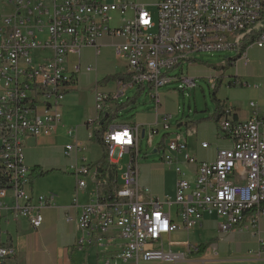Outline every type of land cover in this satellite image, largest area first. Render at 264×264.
<instances>
[{
    "label": "built area",
    "instance_id": "2783aa9c",
    "mask_svg": "<svg viewBox=\"0 0 264 264\" xmlns=\"http://www.w3.org/2000/svg\"><path fill=\"white\" fill-rule=\"evenodd\" d=\"M158 9L155 22L146 5L133 2L0 0V222L25 219L32 229L41 228L42 212L53 204L54 195L33 191L34 173L25 163V141L61 130L72 141L65 146V155L72 159L67 172L76 179L70 207L82 208L79 226L84 237L93 236L98 243L105 240L101 244L106 249L118 237L125 240L114 258L130 264H180L185 254L165 251L163 236L201 226L205 213L218 216L222 232L233 226L252 227L264 247L260 233L264 217V112L255 102L250 103L252 116L245 120H236L234 108L225 107L217 122L218 132L231 139L233 146L220 149L212 162L197 163L182 141L163 142L162 163L173 166L177 174L174 199L154 196L140 185L143 137L138 125H113L104 133L106 172L79 157L83 146L77 140V129L64 123L62 105L77 85L83 48H94L98 56V41L104 34L122 39L113 46L116 57L127 63L125 73L130 81L119 80L112 91H104L96 76L92 93L98 115L109 101L121 100L128 89L140 85L149 87L159 113L162 87L173 81L196 86L194 77H170L167 72L182 67L183 74V67L190 66L198 52L231 51L237 55L239 38L264 15V0H160ZM114 13L126 16L116 27L111 25ZM218 39H227V46H218ZM254 48L264 50V31L241 53L238 60L245 66L250 64L249 52ZM71 55L77 61L70 66ZM142 59H149V68H142ZM85 69L97 75L95 64ZM209 82L215 87L214 77ZM160 117L162 123L150 124L144 136L150 148L161 129L172 128V115ZM92 137L89 127L88 138ZM208 145L202 143L204 148ZM125 155L129 159L122 165ZM194 165L192 184L187 167ZM80 192L89 197L87 203L80 204ZM65 219L73 220L69 214ZM3 234L0 227V264H9L16 251L6 245ZM101 264L118 262L106 257Z\"/></svg>",
    "mask_w": 264,
    "mask_h": 264
},
{
    "label": "crops",
    "instance_id": "0c3cea01",
    "mask_svg": "<svg viewBox=\"0 0 264 264\" xmlns=\"http://www.w3.org/2000/svg\"><path fill=\"white\" fill-rule=\"evenodd\" d=\"M121 40L119 37L104 34L98 41L101 51L98 56H96L95 49L92 47L82 49L80 58L82 71L78 75L77 85L73 92L65 97L62 105L64 123L77 129V140L83 146L81 152L85 153L83 156L92 163L100 160L99 157L89 159V156H94V148L98 146L88 138L89 127L94 130L98 118L92 87L97 76L103 90L112 91L119 80H115L114 85H111L105 79L117 73L126 72L127 63L116 57L113 46ZM233 54V57H235L236 53ZM249 56L250 64L248 66H245L240 60L232 62L236 66V70L234 75H230L228 78V85L231 88L230 98H226L227 100L220 99L224 107L231 106L234 108L236 120H245L252 116L251 102H255L259 111L264 112V50L254 48L250 50ZM68 60L71 66L77 61V57L71 55ZM194 61L193 56L191 65L188 66L190 68L188 72L192 77ZM89 64L97 66V75L85 69ZM149 90L146 85L143 86V90H140L138 86L131 87L121 100L108 102L106 108H114L117 102L126 101L129 97L136 95L139 96L142 92L146 94L147 101L140 109H136V103L134 110H132L135 112L132 118L122 122L118 120L115 125H138L142 131L145 129V133H147L150 124L156 121L159 124L162 123L160 116L168 115L172 93L170 90L163 91L162 106L159 113H157L154 103L151 101ZM132 91L134 92L133 96H129ZM220 117L215 118L214 112L207 119L197 120V124L191 125L190 129H183L184 123L178 122L177 125L171 128L175 130L174 133L161 129L159 134H162V141L165 144L173 140L186 143L187 153L194 156L197 163L212 162L217 158L220 149L233 146L231 139L219 137L217 122ZM186 127L189 126L186 125ZM66 138L71 141L63 131L58 130L52 136L29 138L25 141V163L31 170L34 171L37 168L43 172L56 170L49 176L33 179L32 186L36 194H53L54 201L50 207L43 210L44 222L39 230L32 229L25 219L18 221L10 219L8 223L0 222V227L4 231L3 241L16 251V255L9 260V264H101L106 257H111L112 262L117 261L118 264H130L113 257L116 252L122 250L125 242L123 238H116L113 244L106 249L101 244L105 240L98 243L93 236L84 237L83 232L80 230L79 218L82 208L81 206L70 207L75 196L76 179L67 172L72 159L65 155L64 145L68 141ZM205 142L209 143L207 148L202 146V143ZM46 150L47 153H50L49 155L45 154ZM81 152H79V157L83 158L80 156ZM141 165L140 163L139 182L141 186L148 187L154 196L167 197L164 174L169 171L170 178L173 179L171 184L173 190L170 194L174 193L175 197L177 174L173 166L168 167L161 163L160 168L153 169L146 166L144 171L141 172ZM187 168L191 171L189 180L194 184L197 165L188 166ZM91 187L92 185L87 190H90ZM80 193V204L87 203L89 197L83 192ZM168 197L170 196L168 195ZM66 214L73 218L71 222L66 221ZM220 223L221 220L216 214L205 213L201 226L189 231L185 229L174 231L192 233L194 239L191 242L173 241V232L170 235L163 236L162 247L165 251L172 249L184 253L185 261L180 264H264V247L260 245L252 227L233 226L227 232H222ZM260 233L264 238V217L260 221ZM166 241L167 247H165ZM200 245H205L202 252H199ZM189 247H192L191 250H188ZM161 264H170V262Z\"/></svg>",
    "mask_w": 264,
    "mask_h": 264
},
{
    "label": "rangeland",
    "instance_id": "374dc122",
    "mask_svg": "<svg viewBox=\"0 0 264 264\" xmlns=\"http://www.w3.org/2000/svg\"><path fill=\"white\" fill-rule=\"evenodd\" d=\"M114 1H125V2H133L146 5L148 11L151 12L153 19L155 22H158V2L160 0H108V2ZM113 20L111 21V25L116 27L119 25L120 19L125 18L126 16H120L118 13L113 14ZM234 52L231 51H214V52H198L195 53L193 56L195 58V65L192 68L193 77L196 80L195 87H189L184 81H177L171 82L162 87L161 91L170 90L172 96H170V110L168 111V115H172L173 117L170 119L171 126L177 125L178 122H183L184 126L183 129H190L191 125L197 124V120L207 119L209 118L216 110L217 104L214 99V93L217 92L216 96L218 99H228L230 98L231 88L228 85V78L230 75H234L236 70V66L232 64L229 60L231 57L234 56ZM182 67H177L169 70L167 75L170 77L181 76L184 77H192L190 76L188 70L190 68L188 66L183 67L184 72L182 74L181 71ZM214 77L216 79V83H220V87L217 91H215L212 87V84L209 82V78ZM111 85H114L115 80L109 81ZM184 87L182 90L180 86ZM134 92H130L129 96H133ZM125 97V96H124ZM123 97V98H124ZM226 99V100H227ZM137 107L136 109H140L141 106L147 101L146 94L143 92L138 96L137 99ZM135 114L134 111L127 112L123 111L120 114L119 121L122 122L124 120H129ZM188 125L189 127H186ZM166 132L174 133L175 130L170 129L166 130ZM219 137L223 139V137L219 134ZM67 139V138H66ZM87 139V137H86ZM68 140V139H67ZM69 141V140H68ZM65 143L64 147L66 146L67 142ZM162 141V134L156 136L154 140V145L150 148L148 146V139L147 136L141 140V160L140 163L142 164L140 169L141 172L144 171L145 167H152L153 169L160 168L163 158V149L157 150V144ZM72 142V141H69ZM167 142V141H165ZM169 143V142H168ZM166 143V144H168ZM95 144V143H94ZM98 146H94L95 153L94 156L91 155L90 158H103L104 149L99 144H95ZM44 152V150H42ZM47 153V150L45 151ZM85 153H80L81 157H84ZM88 156V155H87ZM129 159L128 155H125L124 159L122 160L121 164H125ZM170 169V168H168ZM165 184L167 190V196L169 195L171 198L174 199V193H171V184L173 179L170 178V172H166L165 174ZM207 214V213H206ZM194 239L192 233L186 232H174L172 235V240L175 242H191ZM165 247H167V241L165 242Z\"/></svg>",
    "mask_w": 264,
    "mask_h": 264
},
{
    "label": "trees",
    "instance_id": "16d2710c",
    "mask_svg": "<svg viewBox=\"0 0 264 264\" xmlns=\"http://www.w3.org/2000/svg\"><path fill=\"white\" fill-rule=\"evenodd\" d=\"M264 31V15L260 18V20L256 23V26L249 30L245 31L242 36L238 40V51L237 55L233 58H230L229 60L231 62H236L239 58L241 53L247 48L248 45L253 43L257 37ZM121 80L123 82H129L130 81V76L126 73H117L111 77H107L105 80L110 81V80ZM220 87V83H216L215 87L213 88L215 91L218 90ZM140 90H143V85L138 86ZM217 92L214 93V99L216 101L217 107L215 110V118L218 116H222L224 113V104L220 99L217 98L216 96ZM138 95L134 97H129L126 101L123 102H117L114 106V108L107 107L104 109V111L100 112L98 115V118L96 120V127L93 130V137L90 139L92 143H97L101 145L104 149V155L103 158L100 159L95 163V166L99 169L100 172H106V166L108 164V156L106 153V149L103 143V135L106 133L109 128L113 125H115L116 121L119 120L120 114L123 111L131 112L134 110L135 105L137 103ZM158 150L163 149V141L159 144ZM56 172L55 169L48 170V171H42L39 168L35 169L33 171V179H37L40 177H46L49 176L50 174ZM205 249V245H200L199 246V252H202Z\"/></svg>",
    "mask_w": 264,
    "mask_h": 264
},
{
    "label": "bare ground",
    "instance_id": "6f19581e",
    "mask_svg": "<svg viewBox=\"0 0 264 264\" xmlns=\"http://www.w3.org/2000/svg\"><path fill=\"white\" fill-rule=\"evenodd\" d=\"M218 46H227V39H218ZM142 68H149V59H142Z\"/></svg>",
    "mask_w": 264,
    "mask_h": 264
},
{
    "label": "water",
    "instance_id": "95a60500",
    "mask_svg": "<svg viewBox=\"0 0 264 264\" xmlns=\"http://www.w3.org/2000/svg\"><path fill=\"white\" fill-rule=\"evenodd\" d=\"M145 132H146V130L144 129L143 131H142V137L144 138V136H145ZM154 152H157V150H155Z\"/></svg>",
    "mask_w": 264,
    "mask_h": 264
}]
</instances>
